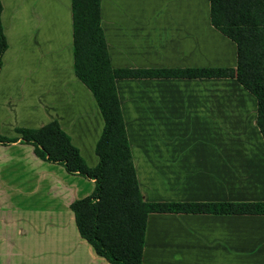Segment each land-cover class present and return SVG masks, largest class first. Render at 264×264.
Returning <instances> with one entry per match:
<instances>
[{
	"label": "crops",
	"instance_id": "1",
	"mask_svg": "<svg viewBox=\"0 0 264 264\" xmlns=\"http://www.w3.org/2000/svg\"><path fill=\"white\" fill-rule=\"evenodd\" d=\"M198 0H100L114 70L236 66V45ZM0 136L56 121L89 168L103 119L73 70L71 0H0ZM115 88L147 203H264L257 102L234 78H120ZM94 182L0 144V264H109L70 205ZM142 264H264V215L148 214Z\"/></svg>",
	"mask_w": 264,
	"mask_h": 264
},
{
	"label": "trees",
	"instance_id": "2",
	"mask_svg": "<svg viewBox=\"0 0 264 264\" xmlns=\"http://www.w3.org/2000/svg\"><path fill=\"white\" fill-rule=\"evenodd\" d=\"M0 4V14H1ZM73 70L91 92L103 119L95 145L98 164L89 168L56 121L38 129H16L35 155L68 174L94 182L92 194L74 201L79 235L109 264H142L148 214L264 215V203H147L138 188L117 98L120 78H234L257 102L256 125L264 140V0H209L211 25L236 45V66L192 70H114L101 27L100 0H71ZM7 49L0 21V68Z\"/></svg>",
	"mask_w": 264,
	"mask_h": 264
},
{
	"label": "rangeland",
	"instance_id": "3",
	"mask_svg": "<svg viewBox=\"0 0 264 264\" xmlns=\"http://www.w3.org/2000/svg\"><path fill=\"white\" fill-rule=\"evenodd\" d=\"M198 12L206 13L207 12V2L206 0H198Z\"/></svg>",
	"mask_w": 264,
	"mask_h": 264
}]
</instances>
